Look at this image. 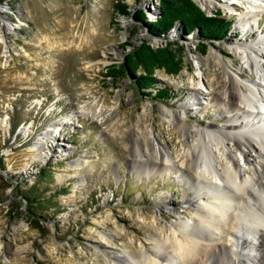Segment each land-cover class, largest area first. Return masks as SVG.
<instances>
[{"label":"rangeland","instance_id":"374dc122","mask_svg":"<svg viewBox=\"0 0 264 264\" xmlns=\"http://www.w3.org/2000/svg\"><path fill=\"white\" fill-rule=\"evenodd\" d=\"M116 1L130 12L141 9L145 19L115 11ZM249 1L216 0L208 12L197 2L232 21L226 37L206 42L202 54L196 34H182L179 25L165 37L149 33L144 22L159 15V0H0V264L124 263L116 256H139L154 239L170 234L166 227L177 217L170 210L190 219L187 147L170 112L181 114L191 131L215 130L222 137L227 126L216 101L221 86L235 92L236 81H243L264 98V89L252 84L264 78V46L253 45V73L242 53L230 49L242 41L256 43L264 33V7L255 8L262 10L255 12L257 27L241 18L251 28L242 33L239 17L251 2H263ZM144 39L153 46L170 40L185 47L178 74L155 71L167 98L154 97L153 88L145 94L129 76L107 75V66L131 48L123 49L126 42ZM152 139L167 159H150L145 146ZM228 144L245 177L252 175ZM139 145L145 158L134 156ZM221 151L209 152L219 160L217 168L227 164ZM165 162L170 170L161 169Z\"/></svg>","mask_w":264,"mask_h":264},{"label":"bare ground","instance_id":"6f19581e","mask_svg":"<svg viewBox=\"0 0 264 264\" xmlns=\"http://www.w3.org/2000/svg\"><path fill=\"white\" fill-rule=\"evenodd\" d=\"M195 1L207 12L216 2V0ZM226 1L228 3L231 0ZM232 1L241 2L242 0ZM261 1H263L262 4L258 2L257 5L251 2L247 13L239 17L243 35L250 32L251 28L241 18L247 23L250 22V26V20H254L255 27H257L255 12L259 13L262 10L255 8L264 7V0ZM83 23L86 24L84 20ZM3 27L6 32L11 29L6 23ZM86 29L85 26L83 32ZM253 45L263 48V32L257 36L256 43H245V41L243 43L242 41L230 46V49L242 53L252 73L257 68L255 57H258V50H253ZM260 56L263 58V55ZM215 59L223 65L224 78L234 84L236 80L226 70V64L217 57ZM263 79L262 77L257 81L253 80L252 84L264 89ZM236 82L240 85L238 91L232 92L234 87L221 86L217 93L218 112L227 126V132H221L222 137L218 135L220 132L215 130L207 132V130L194 129L191 131L182 121L181 114L170 112L171 118L179 122L177 127L184 136L182 143L187 147L183 155L185 160H189L187 167L190 173L184 175L186 177L184 183H188L189 188L193 190V197L187 200L192 210L190 219H182L181 213L174 209L170 210L177 216L166 227L171 236L166 234L162 239H154L152 248L144 250L139 256L117 255L116 257L125 260L124 263L264 264V153L262 152L264 149V110H262L264 109V98H256L251 85L243 81ZM211 93L212 91L209 92ZM192 98L196 99V96ZM207 101L209 102V99ZM194 104L195 102L192 101V106ZM249 116H252V119H249ZM242 126L246 128L247 133L240 134L237 131ZM229 142L238 149L244 165L251 167L252 175L247 178L244 175L245 167L240 166L236 161L238 159L231 152ZM214 147L219 150L221 147L222 151L219 155L226 160L227 164L221 168H217L218 165L215 163L220 164V162L213 156V153L209 155ZM141 148L140 145L134 148V156L139 159L145 158ZM145 150L150 151V159L153 157L167 159L165 149L156 146L153 139L145 146ZM40 155L37 160L42 158ZM33 158L35 159L36 155H33ZM154 161L153 159V163ZM139 162H143L142 159ZM168 163L161 169L170 170ZM124 263L113 260V264Z\"/></svg>","mask_w":264,"mask_h":264},{"label":"trees","instance_id":"16d2710c","mask_svg":"<svg viewBox=\"0 0 264 264\" xmlns=\"http://www.w3.org/2000/svg\"><path fill=\"white\" fill-rule=\"evenodd\" d=\"M124 1L114 3L115 11L130 14L135 20L143 21L145 14L141 9L130 12ZM159 15L154 20L144 22L147 30L153 36L165 37L169 30L179 25L182 34L194 32L200 42V52L206 51V42L224 39L231 28V19L225 17L221 10L216 9L213 14L207 13L194 0H159ZM131 46L125 51L118 64L107 66V75L112 77L129 76L136 86L145 90L155 89L156 98H167L170 93L164 88H158L155 71L162 69L167 74L176 75L184 66V50L182 43L166 40L164 44L153 46L146 39L138 44L130 41L123 46ZM16 124H12V129ZM27 204L32 201V194H23Z\"/></svg>","mask_w":264,"mask_h":264},{"label":"water","instance_id":"95a60500","mask_svg":"<svg viewBox=\"0 0 264 264\" xmlns=\"http://www.w3.org/2000/svg\"><path fill=\"white\" fill-rule=\"evenodd\" d=\"M195 1V0H194ZM196 2V1H195ZM197 3V2H196ZM198 4V3H197ZM203 8V7H202ZM204 9V8H203Z\"/></svg>","mask_w":264,"mask_h":264}]
</instances>
